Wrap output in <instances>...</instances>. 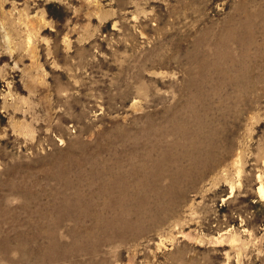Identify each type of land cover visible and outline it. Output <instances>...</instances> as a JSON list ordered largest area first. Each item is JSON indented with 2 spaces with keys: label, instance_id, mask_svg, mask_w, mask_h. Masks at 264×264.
<instances>
[{
  "label": "rangeland",
  "instance_id": "374dc122",
  "mask_svg": "<svg viewBox=\"0 0 264 264\" xmlns=\"http://www.w3.org/2000/svg\"><path fill=\"white\" fill-rule=\"evenodd\" d=\"M264 0H0V264H264Z\"/></svg>",
  "mask_w": 264,
  "mask_h": 264
},
{
  "label": "bare ground",
  "instance_id": "6f19581e",
  "mask_svg": "<svg viewBox=\"0 0 264 264\" xmlns=\"http://www.w3.org/2000/svg\"><path fill=\"white\" fill-rule=\"evenodd\" d=\"M257 191H258V193H259V196L261 197V198H264V188L262 187V186H259L258 188H257ZM264 200V199H263Z\"/></svg>",
  "mask_w": 264,
  "mask_h": 264
}]
</instances>
